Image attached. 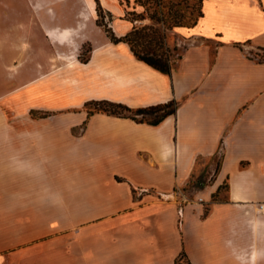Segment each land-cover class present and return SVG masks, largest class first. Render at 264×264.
Listing matches in <instances>:
<instances>
[{"label":"crops","instance_id":"obj_1","mask_svg":"<svg viewBox=\"0 0 264 264\" xmlns=\"http://www.w3.org/2000/svg\"><path fill=\"white\" fill-rule=\"evenodd\" d=\"M27 5L20 18L0 15V76L8 69H15L11 79L21 68L38 71L0 94V243L8 229L16 245L9 255L0 253V264L47 261L35 246L52 243L60 228L74 229V264H177L182 253L191 264H264V61L247 54L264 48V0H203L197 24L175 28L193 43L171 76L139 60L128 43L112 42L97 23L98 5L119 37L148 23L127 17L144 11L136 0ZM199 39L215 42L214 55ZM86 44L92 50L82 62ZM33 81L78 95L70 106L92 99L133 108L180 104L157 125L106 113L87 118L86 112L58 116L61 124L44 123L45 117L2 125L3 106H21L23 113L47 107L28 102L34 93L24 91ZM220 150L219 171L203 197L209 201L226 180L228 200L213 202L204 217L201 204H186L179 225L181 202L159 194L180 199L197 159ZM38 222L47 232L35 242ZM19 228L26 229L20 242Z\"/></svg>","mask_w":264,"mask_h":264},{"label":"rangeland","instance_id":"obj_2","mask_svg":"<svg viewBox=\"0 0 264 264\" xmlns=\"http://www.w3.org/2000/svg\"><path fill=\"white\" fill-rule=\"evenodd\" d=\"M2 3H0V15L4 16H10V15H16L19 18L26 15V12H28V5L27 0H1ZM154 7V6H153ZM10 8H13L10 10ZM104 22L106 23L107 27L110 28L109 25H111V22L107 16L104 18ZM169 44L173 46L174 44H178L180 48L187 45L190 46L192 42L191 39L182 38L179 37L177 34L173 33L169 37ZM198 43L204 42L211 46L213 50V55L215 51V42L208 41V40H197ZM91 45L86 44L84 49L81 50L80 54H83L84 57L90 56L91 53ZM79 54V55H80ZM247 54L251 57H253L256 60H264V51L259 47H254L249 50H247ZM0 59V63H1ZM6 72L5 75L0 76V94H4L6 92H9L11 90H15L16 88L20 87L22 84L26 82L32 81L37 75V70H32L28 68H21L18 69V71L13 72V79H11V73L10 71H15V69H8L3 70ZM60 70L55 69H47L44 70L45 74H60ZM16 74V76L14 75ZM18 74V75H17ZM48 76V75H47ZM35 81V80H34ZM34 81L27 86L29 88L24 91V94H27L29 91H33L34 93L33 97L28 96V102L39 104L43 103L45 106H39V107H33L30 111H27L25 113L21 112V106L17 107H10V106H3L2 107V121L1 124H9L11 122H14L16 118L18 119V124H23V119L29 118L30 123H42L39 115H42L44 112L48 113L49 116H47L48 121H44V123L54 122V123H63L62 119L58 120V116L68 115V114H78L81 112H86L87 109L84 107V102L82 105L79 106H70L69 104L72 102H75L78 99V95H70V91L67 89H59L58 87H51L48 82L43 83H34ZM26 86V87H27ZM30 94V93H28ZM61 94V96H60ZM63 97V98H62ZM92 100H103V99H92ZM90 101V100H88ZM17 102V101H16ZM115 102V101H114ZM57 106H60L57 108ZM53 107V108H52ZM55 108V109H54ZM137 108V107H136ZM32 113V114H31ZM88 122V120H87ZM87 125V124H86ZM86 125H83L81 123L78 127L75 128V133H80L83 131V129L86 127ZM222 160V150H220V153L212 156V157H200L197 159L196 164V170L193 173V176L187 183V185L184 187L183 196L179 199L174 193L171 194H159V197L162 200H173V201H179L178 206V214H179V225H182L183 222V208L186 204H201L203 207V214L204 217L207 215L211 209V205L213 202H220V201H227L228 200V190L229 185L228 182L225 180L222 185L219 187V189L212 194V198L209 201H206L203 197L204 193L203 190L206 189V187L212 185L214 182L217 173L219 169L217 170L218 165L221 164ZM201 185H204L203 188H200ZM150 192V190L146 191ZM174 194V195H173ZM141 195V194H139ZM41 214H39V217ZM60 216H63L60 214ZM69 214L66 215V217H63L64 220H66V224H70L68 220ZM26 214H18V220L19 221H25ZM36 219V218H35ZM40 219V218H38ZM37 227L34 228L33 232L35 234V242H39V240H42L45 238L44 234L47 232V229L42 228L41 222L37 223ZM26 229L19 228L18 229V241L20 242L22 240V235ZM73 228H60L56 229L55 235L51 242L49 244L44 245H37L35 246L34 253H46L48 254L47 261L43 262L39 260L38 264H74L73 261ZM9 230L3 229L2 233V240L0 243V253L7 254L13 252L15 250L16 245H11L9 243ZM50 237H53L50 236ZM23 242H25L23 240ZM19 248L22 247V244L19 243L17 245ZM25 247V246H23ZM2 264H10L9 258L4 259ZM18 264H26L25 261H18ZM177 264H191L189 259L185 258L183 255H180L177 258Z\"/></svg>","mask_w":264,"mask_h":264},{"label":"trees","instance_id":"obj_3","mask_svg":"<svg viewBox=\"0 0 264 264\" xmlns=\"http://www.w3.org/2000/svg\"><path fill=\"white\" fill-rule=\"evenodd\" d=\"M136 2L144 7V11H129L127 17L132 22L143 21L147 18L149 22L134 25L124 36H117L111 27H107L103 19L105 14L100 5L97 7V23L104 27L112 42L128 43L133 54L139 60L171 76L189 46L185 45L182 48L178 44L171 46L168 41L169 37L174 33L176 27H193L197 24L200 17L203 16V0H136ZM261 49L264 51V48ZM79 59L82 62L89 60L83 54L79 55ZM179 104V100L172 99L164 103L133 108L122 102L103 99L87 101L84 107L87 109V118L94 113H106L130 118L140 123L157 125L168 116L175 115ZM47 116H49L48 113L44 112L38 117L45 118ZM86 124L87 120L83 122V125ZM219 168L220 165L217 170ZM203 187L204 185H201L200 188ZM181 255L184 256V253Z\"/></svg>","mask_w":264,"mask_h":264},{"label":"built area","instance_id":"obj_4","mask_svg":"<svg viewBox=\"0 0 264 264\" xmlns=\"http://www.w3.org/2000/svg\"><path fill=\"white\" fill-rule=\"evenodd\" d=\"M259 209L264 214V204H260Z\"/></svg>","mask_w":264,"mask_h":264},{"label":"bare ground","instance_id":"obj_5","mask_svg":"<svg viewBox=\"0 0 264 264\" xmlns=\"http://www.w3.org/2000/svg\"><path fill=\"white\" fill-rule=\"evenodd\" d=\"M115 76V75H114Z\"/></svg>","mask_w":264,"mask_h":264}]
</instances>
